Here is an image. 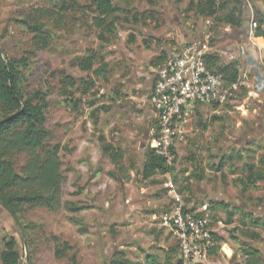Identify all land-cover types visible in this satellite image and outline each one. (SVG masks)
<instances>
[{
	"label": "rangeland",
	"instance_id": "rangeland-1",
	"mask_svg": "<svg viewBox=\"0 0 264 264\" xmlns=\"http://www.w3.org/2000/svg\"><path fill=\"white\" fill-rule=\"evenodd\" d=\"M208 1L114 0L118 27L109 34L94 26V0H76L67 12L59 11L61 1L56 7L0 0V49L26 63L20 69L26 94L49 104L50 145L63 147L65 178L59 210L27 207L16 220L0 204L1 253L16 239L19 264H108L119 253L143 264L148 255L177 264L179 246L169 226L172 189L214 233L208 264H264V227L253 223L264 224V180H255V187L248 181L251 173L264 176V39L255 36L259 27L264 30V0H214L211 11ZM41 10L59 15L48 19ZM233 14L240 27L229 24ZM23 21L47 26L43 45L37 47ZM191 43L207 45L206 55L217 58L212 72L236 63L239 80H224L222 100L187 117L170 173L145 180L156 121L149 104L151 65L156 70ZM90 51L103 57L105 73L81 70ZM89 80L94 87L86 93ZM115 151L122 156L119 168ZM16 163L19 170L24 156ZM219 202L228 209L196 212ZM69 203L84 210L71 212Z\"/></svg>",
	"mask_w": 264,
	"mask_h": 264
},
{
	"label": "trees",
	"instance_id": "trees-1",
	"mask_svg": "<svg viewBox=\"0 0 264 264\" xmlns=\"http://www.w3.org/2000/svg\"><path fill=\"white\" fill-rule=\"evenodd\" d=\"M48 1L56 7L61 6L59 11L67 12L69 7L76 0H39ZM96 7V17L93 19L95 28L105 33H113L118 27V18L114 15L118 8L114 5V0H94ZM210 11L215 8V1L209 0L207 3ZM38 11V10H37ZM45 18L51 19L56 15L51 11H40ZM60 13V12H57ZM237 15L233 14L229 19V24L234 28L240 27ZM262 21H259L261 23ZM23 24L34 35V43L37 47L46 42L47 26L41 23L30 24L23 21ZM256 37L264 39V30L260 27L256 31ZM46 38V39H45ZM2 50V49H1ZM88 58L81 63V70L99 75L107 71L108 65L103 57L93 51L89 52ZM207 65L215 66L218 62L212 55L205 56ZM98 64H102L99 69H95ZM26 67L23 61L16 62L9 59L5 51H0V202L3 203L9 213L19 220L24 208H45L49 210H59L62 206V185L65 181L60 153L63 147L56 145L51 147L53 139L47 127L46 110L49 104L38 95H27L23 89V77L20 69ZM223 80L228 84H236L239 80V71L236 63H231L220 70ZM225 78V79H224ZM68 84L76 86L74 79H68ZM85 92L88 93L93 87L91 80L85 83ZM147 154L146 163L143 166L142 178L150 180L157 175H167L170 173L167 161L159 156L153 149ZM110 152L111 148L105 150ZM114 162L117 163L122 158L119 151H115ZM240 153L239 156H243ZM24 156L23 166L18 170L16 161ZM241 158V157H240ZM231 159V158H230ZM226 159L222 160L221 166L217 169L221 171ZM177 176L174 181L177 182ZM264 180L262 175H251L248 181L255 187V180ZM247 188H245V191ZM67 209L71 212H80L84 207H76L74 204H67ZM210 208H226L222 203H211ZM248 217L251 218L248 213ZM233 212L228 213V223L232 222ZM253 220V218H252ZM255 226L264 224L257 220L253 222ZM215 241L223 243V240L215 236ZM17 240L13 239L5 245V251L1 253L2 264H19L21 256L17 251ZM215 247L211 254L215 253ZM254 251L242 249L243 255L254 256ZM146 264H160L157 257L146 256ZM108 264H143L133 262L125 257L124 253L112 257ZM179 263V261L177 262Z\"/></svg>",
	"mask_w": 264,
	"mask_h": 264
},
{
	"label": "built area",
	"instance_id": "built-area-1",
	"mask_svg": "<svg viewBox=\"0 0 264 264\" xmlns=\"http://www.w3.org/2000/svg\"><path fill=\"white\" fill-rule=\"evenodd\" d=\"M207 49L202 43L183 46L154 72L149 104L156 121L150 147L169 165L184 139L187 117L198 106L222 100L223 76L210 71L205 59ZM170 194L176 201L169 226L179 246L177 264H208L214 238L207 219L187 212L182 196L174 190Z\"/></svg>",
	"mask_w": 264,
	"mask_h": 264
},
{
	"label": "crops",
	"instance_id": "crops-1",
	"mask_svg": "<svg viewBox=\"0 0 264 264\" xmlns=\"http://www.w3.org/2000/svg\"><path fill=\"white\" fill-rule=\"evenodd\" d=\"M258 39H261V38H258ZM183 46H184V45H183ZM156 58H157V59H156ZM156 58H155L156 61L160 60V56H158V57H156ZM152 66H156V64H154V65L152 64V65H151V68H152V69H151V71H150V76H152L151 74H154V72H155V69H154V67H152ZM150 76H149V77H150ZM153 79H154V77H152V79L150 78L151 82H153ZM153 83H154V82H153ZM150 90H151V89H150ZM150 90H149V94H150ZM223 159H224V158H223ZM223 159H222V160H223ZM220 164H221V162H220ZM219 204H222V203L219 202ZM210 205H211V203H210ZM210 205H204L203 207H199V208H198L199 210L197 209L196 212H204V213H207V214H208V213L211 214V213H212L211 211H216L217 209H221V208H216V210H213L212 208L209 207ZM200 208H202V209H200ZM205 209H206V210H205ZM227 209H228V207H227ZM201 210H202V211H201ZM210 210H211V211H210ZM233 213H234V212H233ZM213 234H214V233H213ZM214 236H215V235H214ZM214 247H215V244H214ZM230 251H231V250H230Z\"/></svg>",
	"mask_w": 264,
	"mask_h": 264
},
{
	"label": "water",
	"instance_id": "water-1",
	"mask_svg": "<svg viewBox=\"0 0 264 264\" xmlns=\"http://www.w3.org/2000/svg\"><path fill=\"white\" fill-rule=\"evenodd\" d=\"M0 51H2V50L0 49ZM0 204L6 209V207H5V205L3 203L0 202Z\"/></svg>",
	"mask_w": 264,
	"mask_h": 264
}]
</instances>
